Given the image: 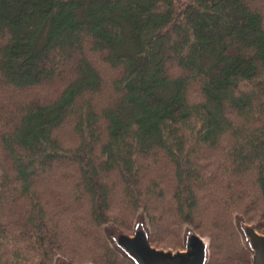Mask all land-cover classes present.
<instances>
[{
    "label": "trees",
    "instance_id": "1",
    "mask_svg": "<svg viewBox=\"0 0 264 264\" xmlns=\"http://www.w3.org/2000/svg\"><path fill=\"white\" fill-rule=\"evenodd\" d=\"M140 209L156 246L189 223L208 264H250L264 0H0V264H133L103 225Z\"/></svg>",
    "mask_w": 264,
    "mask_h": 264
},
{
    "label": "water",
    "instance_id": "2",
    "mask_svg": "<svg viewBox=\"0 0 264 264\" xmlns=\"http://www.w3.org/2000/svg\"><path fill=\"white\" fill-rule=\"evenodd\" d=\"M235 227L244 247L250 253V264H264V233L240 213L235 214ZM111 247L133 264H208L209 241L189 223L183 230L182 248L157 247L151 242V228L143 209L137 212L132 231L128 232L116 222L103 225ZM53 264H70L58 254Z\"/></svg>",
    "mask_w": 264,
    "mask_h": 264
},
{
    "label": "rangeland",
    "instance_id": "3",
    "mask_svg": "<svg viewBox=\"0 0 264 264\" xmlns=\"http://www.w3.org/2000/svg\"><path fill=\"white\" fill-rule=\"evenodd\" d=\"M74 42H76L75 40H74ZM112 74V73H111ZM110 74L108 73V72H104V78L105 79H111L110 78ZM36 172H38V173H40V171H36ZM146 213V212H145ZM241 214V213H240ZM137 215V214H136ZM146 216H147V214H146ZM135 218H136V216H135ZM234 219H235V215H234ZM233 219V220H234ZM135 220V219H134ZM147 220H148V217H147ZM114 222V221H113ZM149 222V221H148ZM133 223H134V221H133ZM149 225H150V223H149ZM234 225H235V223H234ZM185 226V225H184ZM121 227V226H120ZM132 227H133V224H132ZM122 228V227H121ZM150 228H151V226H150ZM235 229H236V227H235ZM183 230H184V227H183ZM125 231H127V230H125ZM132 231V228H131V230L130 231H128V232H131ZM151 231H152V229H151ZM236 231H237V229H236ZM103 233H104V231H103ZM237 233H238V236H239V239H240V242H241V244H242V246L244 247V245H243V242H242V240H241V237H240V235H239V232L237 231ZM104 236H105V234H104ZM182 236H183V232H182ZM105 238H106V236H105ZM183 238V237H182ZM208 241H209V238L208 237H205ZM107 239V238H106ZM109 242V241H108ZM110 244V243H109ZM153 245H155L156 246V244H154V243H152ZM183 245V244H182ZM157 247H159V246H157ZM170 248H172V247H170ZM178 248H182V246H180V247H178ZM245 248V247H244ZM174 249V248H173ZM118 253V252H117ZM209 258H210V256H209ZM85 264H87V263H85ZM89 264H91V263H89Z\"/></svg>",
    "mask_w": 264,
    "mask_h": 264
}]
</instances>
